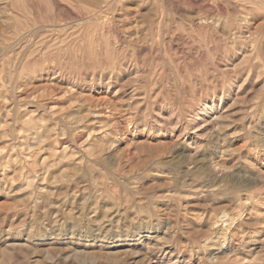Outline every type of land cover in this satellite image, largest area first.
I'll use <instances>...</instances> for the list:
<instances>
[{
  "label": "rangeland",
  "instance_id": "1",
  "mask_svg": "<svg viewBox=\"0 0 264 264\" xmlns=\"http://www.w3.org/2000/svg\"><path fill=\"white\" fill-rule=\"evenodd\" d=\"M0 264H264V0H0Z\"/></svg>",
  "mask_w": 264,
  "mask_h": 264
},
{
  "label": "bare ground",
  "instance_id": "2",
  "mask_svg": "<svg viewBox=\"0 0 264 264\" xmlns=\"http://www.w3.org/2000/svg\"><path fill=\"white\" fill-rule=\"evenodd\" d=\"M24 1H25V0H24ZM12 3H13V1H12ZM12 6L16 8V7H19L20 4L15 2V3L12 4ZM28 6H29V5H28ZM212 185H213V184H212ZM224 235H225V234H224Z\"/></svg>",
  "mask_w": 264,
  "mask_h": 264
}]
</instances>
